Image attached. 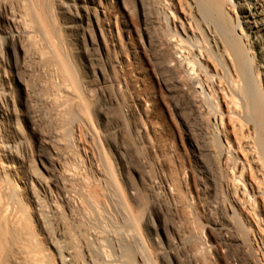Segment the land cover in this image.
<instances>
[{"label":"rangeland","instance_id":"374dc122","mask_svg":"<svg viewBox=\"0 0 264 264\" xmlns=\"http://www.w3.org/2000/svg\"><path fill=\"white\" fill-rule=\"evenodd\" d=\"M38 1L46 31L25 16V33L12 40L3 38V29L10 27L8 19L27 14L29 3L10 0L7 7L0 6V111L7 112L0 117V162L21 172L29 183L26 187L8 177L10 188H20L21 207L27 206L34 215L30 195L41 199L45 228L35 229L47 248L46 239L56 242L49 247L53 264L58 263L56 249L62 257L65 250L71 251L70 261L76 264H87L80 241L93 250L88 234L99 223L92 216L84 220L79 212L67 213V204L57 198L49 180L52 172L38 163L39 149L54 158L71 202L81 201L84 207L86 199H105V210L114 216L120 214L118 200L126 199L131 210L149 214L154 238L167 254L149 240L141 220L135 253L143 251L157 264H259L251 236L261 238L257 245L264 252V222L258 230L247 224L244 215L233 216L226 209L234 205L225 191L230 176L215 162L209 138L203 135L200 104L187 99L178 70L166 67L169 51L161 21L158 26H144V21L161 18L154 0H92L86 5L87 25L83 22L78 36L66 29L69 17L64 7L70 0ZM101 12L109 19L111 39L105 26L96 24L97 17L103 18ZM139 34L142 47L132 55L129 38L139 46ZM58 58L80 68L76 85L60 76ZM61 81L66 87H60ZM243 132L246 136L252 127ZM252 142L241 139L264 191V160L258 161L259 156L249 150ZM81 147L90 149L87 155L99 171L94 183ZM7 150L13 157L4 153ZM28 173L48 179L47 195L41 197ZM204 187L211 193L206 194ZM244 203L249 217L264 221V213H254L250 203ZM215 221L229 228L225 235L229 246L217 243ZM102 248L106 255L114 254V246L103 243Z\"/></svg>","mask_w":264,"mask_h":264},{"label":"bare ground","instance_id":"6f19581e","mask_svg":"<svg viewBox=\"0 0 264 264\" xmlns=\"http://www.w3.org/2000/svg\"><path fill=\"white\" fill-rule=\"evenodd\" d=\"M9 1L0 0V6L7 7ZM26 1L29 3L27 14H17L16 17L8 19L10 27H7V30L3 29L4 39L12 40L25 33V16H30L38 28L46 31V20L40 2L38 0ZM70 1L71 4L68 3L64 7V12L69 17V26L66 29L73 36H78L83 22L87 25L86 5L93 1ZM154 3L157 14L161 18L155 17L150 21H144V26L145 28L150 24L158 26L161 21L164 43L169 51L166 67L168 69L174 67L178 70L177 79L182 80L181 87L188 96L187 99L200 104L205 120L203 135L209 138L215 162L221 165L230 176L225 191H228L233 198L234 205H227L226 209L233 216L244 215L247 224H252L260 230L264 221L253 216V218L249 217L244 202L250 203L254 213H264V191L261 190L254 176L241 139L253 141V147L249 150L259 156L258 161L263 162L264 0H154ZM100 14L103 15V12ZM95 21L99 26H105L103 31L111 39L113 30L108 17L103 15V18L97 17ZM126 31L129 33V30ZM138 37L139 46H135L129 38L128 45L133 48L132 55H135L136 48L142 47L141 35L139 34ZM90 42L96 45L94 40ZM57 65L64 81L69 82L70 85H76L80 68L76 65L73 68L61 58H58ZM159 83H165L163 84L165 89L169 90L165 81L159 80ZM59 84L62 88L66 87L63 81ZM0 113L2 118L7 114L2 111ZM251 127L252 132H246ZM30 129L32 130L31 127ZM243 130L247 133L246 136ZM1 148L0 146V150ZM80 151L85 157L87 174L94 183V176L99 171L92 166L90 157L87 155L90 149L88 151L87 148L81 147ZM4 153L13 157L11 150ZM37 157L44 171L56 174L50 173L49 180L57 191V198L64 200L67 204V213L74 215L79 212L84 220L92 216L99 223L96 229L89 231L88 234L94 246L93 250L87 248L84 240L80 241L87 264H157L155 259L148 258L142 249H137L142 252L135 253L134 251L135 243L141 240L140 224L138 225L140 222H143L149 240H154L156 247L163 251L161 254H167L154 238L157 234L149 226L151 223L149 214L131 210L126 199L118 200L120 214L117 213L114 216H109L105 210L102 201L105 199L98 197L86 199L84 207H81V201L78 205L71 202L64 192V179L59 173L57 164H53L54 158L51 154L39 149ZM20 176L21 172L12 171L10 165L0 162V264H53L54 257L49 247L54 248L53 244L56 242L49 239L46 233V238L49 237L46 239L47 248L41 234L35 229L36 225L45 228L41 214V199L30 195L33 215L28 212L27 206H20V188L17 185L10 188L8 177L12 178V182L16 180L26 187L29 185L25 182V178ZM28 176L34 179L39 186L41 197H44L45 193L48 194L45 188L48 179L41 178L38 174L30 173L29 175L28 173ZM203 189L206 190V194L212 191L207 187ZM85 207L90 208L89 215ZM138 207L140 206L136 205L135 208L138 209ZM238 223L243 228V224ZM213 227L219 235L217 243L229 246V242L225 241L229 228L219 221L213 222ZM249 230L253 231L251 227ZM256 238L253 239L252 236L253 243L261 242V238ZM103 243L114 246V254L106 255L102 248ZM55 251L57 264H76L70 261L71 251L65 250L66 256L64 257L57 249Z\"/></svg>","mask_w":264,"mask_h":264},{"label":"built area","instance_id":"2783aa9c","mask_svg":"<svg viewBox=\"0 0 264 264\" xmlns=\"http://www.w3.org/2000/svg\"><path fill=\"white\" fill-rule=\"evenodd\" d=\"M251 238H252V236H251ZM253 239H255L254 236H253ZM252 243H253V241H252ZM253 244H254V246L256 248V257H257L258 260H261V262L259 264H264V252L259 250L257 242H255ZM233 264H235V262H233Z\"/></svg>","mask_w":264,"mask_h":264}]
</instances>
